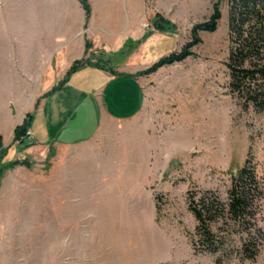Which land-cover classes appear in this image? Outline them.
Instances as JSON below:
<instances>
[{"label": "rangeland", "instance_id": "obj_1", "mask_svg": "<svg viewBox=\"0 0 264 264\" xmlns=\"http://www.w3.org/2000/svg\"><path fill=\"white\" fill-rule=\"evenodd\" d=\"M215 1L89 0L81 20V0H0V264H264V244L255 259H243L237 234L225 252L203 251L188 208L191 192L226 200L247 163L264 191V114L229 87L228 1L192 56L143 73L179 52ZM157 14L167 29L157 28ZM79 39L89 60L108 63L140 90L138 106L132 96L124 110L136 112L83 162L84 183L68 176L74 166L65 154L37 145L30 127L15 135L68 76L51 66L52 46ZM79 217L84 222L74 223ZM259 225L264 230V197Z\"/></svg>", "mask_w": 264, "mask_h": 264}, {"label": "trees", "instance_id": "obj_2", "mask_svg": "<svg viewBox=\"0 0 264 264\" xmlns=\"http://www.w3.org/2000/svg\"><path fill=\"white\" fill-rule=\"evenodd\" d=\"M222 1L224 0H216L209 18L193 26L191 40L179 52L174 51L161 57L143 73L155 72L163 66L181 62L192 56L193 47L202 42L199 33L217 30L222 18L220 7ZM227 1L231 44L226 62L230 75L229 87L231 92L243 101L244 107L252 105L256 111L264 114V0ZM81 4L89 17L91 13L89 0H81ZM155 19L160 21L157 25L160 30H165L171 25L158 14ZM86 63L114 72L108 63L103 64L98 60L92 63L86 58L75 61L66 78ZM32 119L33 114H29L23 123L17 126L15 130L17 138L26 134ZM17 162L15 160L13 164ZM263 197L264 191L256 169L249 163L234 176L226 200L212 190L202 193L191 192L188 197V208L196 219V233L203 244V251L212 254L225 252L227 242L232 243V235L237 234L240 244L238 248L235 246L237 253L241 254L243 259H255L264 244V230L259 225Z\"/></svg>", "mask_w": 264, "mask_h": 264}, {"label": "crops", "instance_id": "obj_3", "mask_svg": "<svg viewBox=\"0 0 264 264\" xmlns=\"http://www.w3.org/2000/svg\"><path fill=\"white\" fill-rule=\"evenodd\" d=\"M81 6L78 3L76 8L83 20ZM58 43L57 41L52 46L51 66L61 67L63 74L76 60L89 58L91 54L89 51L88 56H85L86 45L83 39L62 46ZM39 49L41 54L45 53L47 47L42 45ZM56 54L57 59H54ZM114 57L117 60V56ZM95 61L94 58L92 63ZM64 80L35 110L33 118L37 119L40 115V121L37 120L40 125L35 127L31 122L30 128L34 132L37 145L51 144L52 155L65 154L68 164L72 160L74 168L70 169L68 165V176L74 175V180L77 177V182L84 183L88 173L85 172L83 162L91 152L99 151L97 145L104 143L106 137H109V129L118 127L119 123L125 122L130 114L136 112L137 108L130 114H125L124 110L132 96L138 106L139 84L128 76L113 74L107 69L87 63ZM92 113L93 120L90 118ZM109 122L111 125H108ZM81 190L84 191L83 188ZM84 220L79 217L74 223H83Z\"/></svg>", "mask_w": 264, "mask_h": 264}, {"label": "built area", "instance_id": "obj_4", "mask_svg": "<svg viewBox=\"0 0 264 264\" xmlns=\"http://www.w3.org/2000/svg\"><path fill=\"white\" fill-rule=\"evenodd\" d=\"M29 134H30V129L27 130V135H29Z\"/></svg>", "mask_w": 264, "mask_h": 264}]
</instances>
